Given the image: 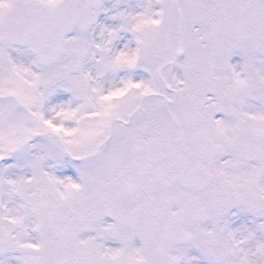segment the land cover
<instances>
[{"label": "snow or ice", "instance_id": "obj_1", "mask_svg": "<svg viewBox=\"0 0 264 264\" xmlns=\"http://www.w3.org/2000/svg\"><path fill=\"white\" fill-rule=\"evenodd\" d=\"M0 264H264V0H0Z\"/></svg>", "mask_w": 264, "mask_h": 264}]
</instances>
